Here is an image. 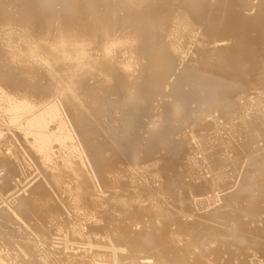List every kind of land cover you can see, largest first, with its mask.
I'll return each mask as SVG.
<instances>
[{
  "label": "bare ground",
  "instance_id": "6f19581e",
  "mask_svg": "<svg viewBox=\"0 0 264 264\" xmlns=\"http://www.w3.org/2000/svg\"><path fill=\"white\" fill-rule=\"evenodd\" d=\"M153 1L0 0V198L4 200L13 190L17 178L23 176L24 181H19L29 185L24 177L32 168L29 163L35 165L29 172L37 170L39 178L29 196L15 198L14 192L11 206L7 196L2 202L9 208H1L0 199V264H189L179 252L184 246L189 249L187 256L193 255L190 264H216L220 254L216 257L210 252L219 237L231 240L232 245L239 239L252 240L247 235L250 231L243 236L247 231L240 230L246 223L241 221L243 215L237 213L235 218L232 210L229 215V208L236 195L237 201L241 197L246 201V213L258 197L264 201V184H254L264 178V161L256 163L262 166L255 168L258 174L246 172L245 180L239 168L243 159L253 158L250 152L258 147H253L254 139L264 135V113L258 116L244 110L239 114L248 121L243 133L250 137L249 124L255 128L251 146L244 143L239 130L224 134L218 126L239 104L229 98L230 93L238 85L256 88L260 84L254 76L258 64L264 71V61L248 62L241 47L257 23L243 11L250 0H221L220 13L210 11L209 0ZM118 10L123 13L120 18H116ZM195 16H200L196 24L204 26V37L196 36L200 27L195 25ZM214 33L235 37L236 43L210 45ZM186 54L190 56L187 61ZM235 57L238 62L241 59V66L250 68L247 76L238 74L237 68L230 69ZM167 87L169 97L178 104L162 94L161 89ZM144 101H150V106L137 110L140 106L134 103ZM216 106L229 113L221 114L226 117L223 122L216 117L219 123H213L219 135L200 138L195 134L193 142L174 139L175 125L184 122L181 118L199 120L206 116L201 117V112ZM256 120L261 125L254 124ZM131 121L137 124L129 130ZM9 135L18 139V145ZM249 167L253 168L251 163ZM152 171L154 180L145 182ZM32 175L29 177L35 181L37 177ZM239 176L240 187L234 183ZM126 178L128 182L123 180ZM234 184L239 187L235 191ZM27 185L22 187L27 189ZM226 190L229 193L221 195ZM216 196L223 201L218 208L208 211L205 206V215L189 220L194 206L202 207L205 200ZM211 204L215 206L213 201ZM62 209L67 217H61L65 214ZM19 220L29 229H19ZM256 220L264 222L261 217ZM220 224L223 229L217 227ZM48 229H63L61 234L56 230L61 247L50 243L57 233L51 238L54 232ZM129 229L138 230L132 233ZM139 229L145 230L140 234ZM201 229L209 232L199 237L191 233ZM168 242L169 256L165 250ZM181 242L185 243L179 247ZM260 247L255 248L258 253ZM123 250L125 254H121ZM145 253L152 263H141Z\"/></svg>",
  "mask_w": 264,
  "mask_h": 264
},
{
  "label": "rangeland",
  "instance_id": "374dc122",
  "mask_svg": "<svg viewBox=\"0 0 264 264\" xmlns=\"http://www.w3.org/2000/svg\"><path fill=\"white\" fill-rule=\"evenodd\" d=\"M155 1V0H154ZM154 1H153V3H154ZM219 1V2H218ZM220 1L221 0H209L208 1V4H207V6H208V8L210 9V11L211 12H213V13H218L219 11L221 12V9H219L218 7L220 6ZM155 2H157V1H155ZM218 2V4L217 5H213V4H215V3H217ZM210 3V4H209ZM251 4V5H250ZM211 5H213L212 7H211ZM246 9H243V11H244V13H246L247 15H250V16H253V18H255V21H257V23H256V26L254 27V29L251 31V36L244 42V41H242L243 42V44L241 45V47H243L246 51H244V54L245 55H243V54H241V55H243V57L245 58V59H247V61L248 62H250V63H254L255 61H257V60H259V62L261 61V60H263L264 61V0H250L249 1V3L247 2V7H245ZM214 9V10H213ZM217 10V11H216ZM119 11V10H118ZM120 12V11H119ZM119 12H117V15H116V18H120V17H122V15H123V13H121L120 12V14H119ZM219 12V13H220ZM122 14V15H121ZM120 16V17H119ZM199 18H200V16H195V25H197V24H199V25H197L198 26V28L199 29H197V35L196 36H200V35H202L203 37L206 35L205 33H206V31H205V28H204V26H202L200 23H197L196 24V22L197 21H199L200 22V20H199ZM197 20V21H196ZM202 27V28H201ZM200 32H201V34H200ZM199 34V35H198ZM217 36H218V38H217ZM223 36V37H222ZM226 36V37H225ZM211 44L210 45H212L213 43H214V45H216V46H226V47H229L230 45H232L234 42L236 43V39H235V37H232V36H228L227 34L225 35V34H220L219 35V33H214V34H212L211 36ZM214 37V38H213ZM225 37V38H224ZM228 38V39H227ZM223 39H225V40H223ZM227 40V41H226ZM229 40H232L231 42L229 41ZM222 41V42H221ZM225 42V43H224ZM216 43V44H215ZM218 43H220V44H218ZM222 43V44H221ZM230 43V44H229ZM191 47L193 46L194 47V44L192 45H190ZM192 47V48H193ZM224 47L222 48V49H224ZM252 51V52H251ZM148 52H150V51H147L146 53H148ZM246 52V53H245ZM188 54H190V53H188ZM247 54V55H246ZM191 55V54H190ZM186 56H187V54H186ZM185 56V57H186ZM247 56V57H246ZM188 58V59H187ZM189 58H190V56H187L186 58H185V60L187 61V60H189ZM243 58V59H244ZM138 60V59H137ZM238 60H239V62L237 61V59H236V57L234 58V59H232V61L233 62H231V66H229L230 67V69L231 70H234V69H232V67L233 68H237V73L238 74H240L241 76L244 74V75H248V73H249V71H250V68H248V67H243V66H241V64H240V58H238ZM238 62V63H237ZM240 64V65H239ZM248 65V64H247ZM250 65V64H249ZM248 65V66H249ZM235 66V67H234ZM243 70H242V69ZM262 68H263V66H261V65H259L258 64V66L256 67V69H255V74H254V76L257 78V79H260V84H259V86H256V88L254 87V86H240V85H238L231 93H230V95H229V98L230 99H232V100H238V102H239V104L237 105V107H236V105L232 108V110H231V112H229L230 113V115H228L229 113H227V111L225 112V111H221L220 112V109L218 108V106H216V107H210V108H208V110H206V112L205 111H203V112H201L202 113V115H201V117L203 116L204 117V115H206L204 118H201V119H199V120H194V119H192V118H190V117H188V118H190L189 120H188V118L187 117H185L186 119H187V121H186V119L184 118H181L182 120H184V122H180L179 120H178V122H176V124L177 123H179V124H177V125H175V135L173 136L174 137V139L175 140H179V139H189V141H191V142H193V139H191V137L192 136H194L195 134H199V135H201L200 136V138H203L204 136V138H206V137H210L211 135H214V134H218V133H220L219 131H217V130H214V125H213V123H216L217 125H218V123H219V121H218V123H217V118H219L218 120H220V122H223V120L226 118V117H224V116H222L221 114H225V116H226V114L228 115L227 117H228V119L226 118L225 120H224V122L223 123H220V125H218L219 126V129H221V132H225L224 134H228L230 131H236V130H239V133H238V135L239 134H243V139H244V143H246V145H247V142H248V145L247 146H251L252 145V139H253V137H254V132L253 131H255V128H254V126H253V124L251 123V124H249V128H248V130H253L252 132H251V135H250V137L247 135V133H243L242 132V128H244L243 127V125L245 124L246 125V122L248 123V121L247 120H241V116L239 115V114H242V112H244V110H247V112H249V113H251L252 115H255V113H256V115H258V116H262L263 115V113H264V79H263V77H264V71L262 70ZM241 72V73H240ZM260 72V73H259ZM263 73V74H262ZM259 75H260V77H259ZM259 77V78H258ZM230 78H233V77H230ZM240 78V77H239ZM239 87H241V88H243V89H241L242 90V92H243V90H244V92L242 93L241 91L239 92ZM244 87H245V89H244ZM260 88V90H259V88ZM247 88V89H246ZM167 89V90H166ZM164 88V89H161V91H162V94L168 99L169 98V100H170V102L172 103L173 101L176 103V98H172V97H169V92H171L170 91V87H167V88ZM237 89V90H236ZM257 91H255V90ZM249 90V91H248ZM253 91V92H252ZM165 92H167V93H165ZM236 92V93H235ZM246 92V93H245ZM249 92V93H248ZM256 93V94H255ZM260 93H261V95H260ZM236 94H237V96H236ZM244 94H248L247 96H245ZM168 95V96H167ZM241 95V96H240ZM243 95V96H242ZM251 95V96H250ZM240 97V99H239V97ZM253 96V97H252ZM258 96V97H257ZM234 99H233V98ZM238 97V98H237ZM248 97H250V98H248ZM246 98V99H245ZM254 99L255 101H257V106H256V103H255V101H251L252 99ZM244 99H245V101H244ZM257 99V100H256ZM234 100V101H235ZM237 100L235 101V102H237ZM248 100H249V102H248ZM241 101H243V102H241ZM250 101L252 102V103H250ZM145 103H141V102H137L136 104L137 105H135V103H134V106H140L139 108H137V110L138 109H142V107H144V108H147L148 106H150V101H148V102H146V101H144ZM245 102L246 103H248V104H245ZM254 102V103H253ZM140 103V104H139ZM174 103V106H176V104H178V103H176L175 104ZM241 104H242V106H241ZM248 105V106H247ZM249 107V108H247V107ZM256 106V107H255ZM241 107V108H240ZM246 107V108H245ZM212 108H213V110H212ZM240 108V109H239ZM243 108V109H242ZM211 109V110H210ZM217 109V110H216ZM239 111H237V110ZM249 109V110H248ZM236 110V111H235ZM254 110V111H253ZM214 111H215V113H214ZM217 112L220 114H217ZM225 112V113H224ZM232 112L234 113L233 115L234 116H232L231 114H232ZM262 113V114H258V113ZM238 113V115H236ZM210 114H212L211 116H215L214 118L213 117H211L210 116ZM214 114H216V115H214ZM208 115V116H207ZM218 115V116H217ZM223 118H222V117ZM240 116V117H239ZM208 117V118H207ZM217 117V118H216ZM235 117H237V118H235ZM210 118H212V119H210ZM216 118V119H215ZM241 120H239V119ZM180 119V120H181ZM212 120L211 121V123H210V125L208 124L209 123V121L210 120ZM236 119V120H235ZM262 119V118H261ZM260 119V120H261ZM202 120V121H201ZM209 120V121H208ZM231 120H235L233 123H232V121ZM237 120H239V121H237ZM260 120H256L255 122H254V124H258L257 126H259V125H261V122H260ZM203 121H204V123H206V124H208V126H211V127H206L205 126V124H203ZM213 121H215V122H213ZM227 121V122H226ZM242 121H244L245 123H243ZM195 122V123H194ZM196 122H198V123H196ZM208 122V123H207ZM229 122V123H228ZM238 122V123H237ZM242 122V123H241ZM131 123V124H130ZM133 123V124H132ZM136 122L135 121H131V122H129L127 125V128L129 129V130H131V128H133L134 126H136V124H135ZM182 123V124H181ZM201 125H200V124ZM232 123V124H231ZM236 123V124H235ZM241 123V124H240ZM129 124H130V126H129ZM223 124V126H221ZM227 124H228V126H227ZM238 124L239 125H241L240 127L238 126ZM196 125V126H195ZM204 125V127H202ZM216 125V126H217ZM229 125H230V127H229ZM193 126H194V128L196 127V129H192L193 128ZM217 126V127H218ZM226 126V127H225ZM185 127V128H184ZM191 127V128H190ZM225 127V128H224ZM228 127H229V129H231V130H229L228 129ZM231 127H233V129H235V130H233ZM188 129V131H186L187 129ZM201 128V129H200ZM186 129V130H185ZM191 129H192V132H191ZM197 129H198V131H197ZM207 129V130H206ZM224 129V130H223ZM195 130V132H193ZM227 130V131H226ZM176 131H178V132H176ZM184 131H186L187 132V135L186 134H184ZM196 131H197V133H196ZM207 131H209V132H207ZM189 132H191V133H189ZM202 132V133H201ZM9 134V133H8ZM179 136H178V135ZM190 134V135H189ZM191 134H193V135H191ZM245 134V135H244ZM177 135V136H176ZM219 135V134H218ZM237 135V136H238ZM247 135V136H246ZM176 136V137H175ZM246 136V137H245ZM11 136L9 135V138H10ZM262 138V140L260 141V139ZM15 138V136L13 137V139L12 138H10L11 139V141L13 142V143H16V141H17V144L16 145H18V139H14ZM249 139H251L252 141H250ZM256 142H254L255 144L253 145V147L255 146V145H258V147H259V149H258V147L257 146H255V147H257V149L255 148V150L252 148V152H250L253 156H251V157H253V158H250V157H246V160H244L243 159V167H241L242 166V164L240 165V167L239 168H241V174H243V177H244V179L243 180H245V178L246 177H248V176H246L247 175V173L246 172H248V174H249V172H252V174H253V172H255V175H257L258 173H257V171L259 170V169H262V166L264 167V162L262 163V160L264 161V156H262V158L261 157H259V156H261V155H263L264 154V151H263V149H264V144H262V143H264V135H261V136H259L258 137V139L256 138V139H254ZM258 141H259V143H258ZM190 142V143H191ZM251 142V144L249 145V143ZM260 142H261V144H260ZM180 143V142H179ZM178 143V144H179ZM182 145V146H181ZM260 145V146H259ZM261 145L263 146V147H261ZM184 146V144H182V143H180V147H183ZM231 146V145H230ZM230 146L228 147V148H230ZM231 147H233V146H231ZM262 148V149H261ZM263 151V152H261V150ZM250 150H251V147H250ZM194 152V147L193 148H191L190 149V152ZM255 151H256V153H255ZM261 153V155H259ZM263 153V154H262ZM161 154H163V151H161L160 152V156H161ZM256 154L258 155V156H256ZM197 155H199V154H197ZM27 156V155H26ZM27 158H29V156L27 157ZM248 158V159H247ZM256 158H259L258 159V161H257V159ZM261 158V159H260ZM254 159H256L255 160V162H253L254 161ZM248 160H253L252 162L254 163V165H256V163L258 162V163H262L261 165L262 166H260V164H259V166H254L253 165V163L252 162H249V164L251 163V166H253V168L252 167H249V164L247 163V162H245V161H248ZM205 161V160H204ZM246 163L248 164V168H247V166H246ZM257 163V164H258ZM32 164V165H31ZM29 163V168H31L30 166H32V168H33V162L32 163ZM245 164V165H244ZM35 166V165H34ZM257 167V168H256ZM28 169V175L30 176V175H32V174H35V176L34 177H37V178H35L36 180L35 181H33V177H29V176H27V174L24 176V177H26V179L28 180V184L29 185H27V181L25 180V182L24 183H22L23 181H24V178L22 179V177L21 178H17L18 180H16V183H15V185L13 186L14 188H12L13 190H10L9 192H8V194L10 193V194H12L13 195V193H14V195H17V196H15V198H17V197H19L20 195L21 196H29V194H31V192H32V190L31 189H33V188H31V187H34V184L37 182V180L39 179L38 178V176H36V175H38V171L37 170H35L34 172L35 173H31V172H29V170L31 171V170H34L35 168H33V169ZM251 168V169H250ZM258 169V170H256V169ZM247 169V170H246ZM249 169H250V171H249ZM254 169H255V171H254ZM251 170H253V171H251ZM264 172V171H263ZM37 173V174H36ZM231 173V172H230ZM233 173V172H232ZM231 173V174H232ZM150 174V175H149ZM154 174H156L155 173V171H152V172H150V173H148L147 174V176H146V174H145V178L146 179H144V181L145 180H147L148 178V180L147 181H145V182H151V181H153L154 180V178H153V176H154ZM260 174V173H259ZM262 174V173H261ZM260 174V175H261ZM153 175V176H152ZM264 175V174H263ZM33 176V175H32ZM152 176V177H151ZM252 176H254V175H252ZM144 177H142V178H144ZM264 177V176H263ZM33 178V179H32ZM153 178V179H152ZM260 178V176L258 177V179ZM19 179H22L21 181H19ZM241 179H242V176H239V179H237L234 183H236L237 185H239V187H240V184H241ZM261 179V178H260ZM264 179V178H263ZM263 179H262V181L260 180L259 182L258 181H255V185L256 184H258L259 185V183L260 184H264V182H263ZM125 182H128V179L126 178V179H123ZM252 181H254V180H251L250 182H251V184L253 183ZM22 183L23 185H20V184H18V183ZM258 182V183H257ZM238 183H240V184H238ZM236 184H234V188L232 187V190L233 191H235L236 190V187H238V186H236ZM251 184H250V186H251ZM16 185H20V188L18 187V186H16ZM24 185L26 186L27 185V187L31 190H29L27 187H25V188H27V189H24L23 187H24ZM23 186V187H22ZM236 186V187H235ZM252 186H254L253 184H252ZM231 187L230 188H228V190L230 191V192H233V191H231L230 189H231ZM238 187V188H239ZM16 188H18L19 189V191L16 193ZM237 188V189H238ZM16 191H15V190ZM235 189V190H234ZM21 190V191H20ZM24 190H26V191H24ZM28 190V191H27ZM19 192H20V194H19ZM23 192H24V195H23ZM27 192H29V193H27ZM27 193V194H26ZM55 194H56V192H54ZM53 193V194H54ZM223 193L225 194V193H229V192H227V190L225 191V192H222V194L221 195H223ZM7 194V196L9 197V199H10V201H9V199H8V197L7 196H5L4 195V200H6V198L8 199V200H6V202H9L8 203V205L9 206H11V204H12V202H13V200L15 199L14 198V195H13V198H12V195H8ZM26 194V195H25ZM55 194L54 195H52L53 196V198H55V199H57L58 198V196L57 197H54L55 196ZM56 195H58V194H56ZM219 195H220V193H219ZM236 196H238V195H236ZM236 196H235V198H233L232 200H234L232 203V206L229 208L230 209V211H229V215H230V213H231V210H232V216L233 217H235L236 215L235 214H237L238 213V215L240 214V216H242L243 215V217H242V219H241V221L243 220L244 221V223L245 224H241V226H240V230H242L243 232H246V233H244L243 234V236H245L249 231H250V234H247V235H249V237L250 238H252V240H249V242L247 243V242H243L242 240L240 241V239L239 240H237L235 243V245H232V242H231V240L230 241H227L228 239L227 238H225L224 239V237H223V239H220V237L213 243V245H212V249H211V252H210V254H212V255H216V257L218 256V254H220L221 255V258H220V255H219V258L217 259L218 261H220V259H221V262H218L217 261V263L216 264H224V263H229V264H258L259 262V264H261V263H263L262 262V260L260 261V259L263 257L264 258V256H262V255H264V234H260V232L262 233H264V222H262L263 220H259V221H261V222H259V221H257L256 219H258V218H264V209L262 210L261 208L262 207H264V201H262V202H260V199L261 198H259L258 197V199H257V202H256V204L254 205V206H252V208H249L248 209V214H249V217L247 216V213H246V211L244 212L243 210H246V208H245V202L246 201H244L243 199H242V201L240 200L241 198H239V197H237V199L239 198V200L237 201L236 200ZM239 196H242V194L241 195H239ZM244 196V195H243ZM192 197V196H191ZM204 198H206V196H203ZM202 196L200 197V198H203ZM245 197V196H244ZM197 198H199V197H197ZM262 198H263V196H262ZM1 199V203H4L5 201L4 200H2V198H0ZM54 199V200H55ZM214 202V205L216 206H213L212 204H211V202L212 201ZM259 200V201H258ZM262 200H264V198L262 199ZM2 201H4V202H2ZM56 201H58L57 203L59 204V199L58 200H56ZM193 201V200H192ZM215 201H216V204H215ZM10 202H11V204H10ZM241 202V203H240ZM243 202V203H242ZM1 203H0V205H1ZM220 203V204H219ZM223 203V201L222 200H218V198H217V196L216 197H214V198H212V199H210L209 198V200H205V202H204V205L202 206V207H193V210L191 211V216H190V219L189 220H192V219H194V217H198V215L200 216V215H205V213L206 212H208V211H211V210H214L215 208H218L221 204ZM192 204V203H191ZM6 205H7V203H4V204H2V206H1V208H4V207H6ZM7 205V207L9 208V206ZM191 206V205H190ZM205 206H206V209H210V210H206L205 209ZM6 207V208H7ZM171 207V206H170ZM242 207H244L245 209H243ZM256 207H258V208H256ZM260 207V208H259ZM257 209H258V211L260 212V211H262V212H260V214H258L259 212H257ZM206 210V211H205ZM242 210V213L240 212ZM250 210H252L251 212H250ZM197 211V212H196ZM201 211V213L199 214V212ZM203 211V212H202ZM234 211V212H233ZM256 211V212H255ZM62 212H64L65 214L67 213V212H65V210H63L62 209ZM255 212V215L253 214ZM261 213H262V215H261ZM65 214H62L61 215V217H67L68 215L66 214V216H63V215H65ZM260 215V217L258 216V215ZM144 215V214H143ZM235 215V216H234ZM254 215V216H253ZM257 215V217L258 218H256L255 216ZM253 217V219L255 218V220H253V219H251V220H249L250 219V217ZM179 218H181V219H183V220H185L184 219V215H180V216H178ZM229 218H231V219H235V218H233V217H230V216H228ZM251 217V218H252ZM192 218V219H191ZM19 221H21V220H19ZM250 221H251V223H250ZM253 221H256V222H254L253 223ZM20 223V222H19ZM21 223H22V225L20 224H18V225H16V226H18L19 227V229H24V227H25V225L27 226V224H26V222H24L23 220L21 221ZM32 222H30L28 225H30ZM214 223V222H213ZM213 223H210V225H213ZM254 225H253V224ZM255 223H258V224H255ZM259 223H261L262 225L260 226L259 225ZM25 224V225H24ZM257 225H258V227H257ZM22 226H23V228H22ZM219 226V227H218ZM217 227L218 228H220V227H222L221 226V224L220 225H217ZM25 228H28V227H25ZM224 228V225H223V227L221 228V229H223ZM258 229V230H255V229ZM29 229V228H28ZM28 229H26V230H28ZM204 229V228H203ZM203 229H201L200 231L198 230V231H195V230H191V233L192 234H196V236L197 237H199V236H201V235H203L205 232H207L208 231V229H205V230H203ZM49 230V232H50V230L51 229H48ZM56 230L57 229H52L51 231H53L52 233L53 234H50V236L52 235H54L55 233H57L56 232ZM59 230H62L63 231V229H58L57 231H58V233H60L61 231H59ZM132 229H129V231H131ZM136 231L138 230V229H135ZM134 230V231H135ZM145 229H139V231H141L140 232V234L144 231ZM169 230H171V229H169ZM173 230V229H172ZM176 230V232H178V233H182V234H184L185 233V231H184V229H175ZM219 230V229H218ZM245 230V231H244ZM255 231L254 232V236H256L255 238L258 240L259 238V241L260 242H258L254 237H253V234L251 233V231ZM133 231V230H132ZM131 231V232H132ZM132 232V233H135V232ZM174 231V230H173ZM209 232V231H208ZM207 232V233H208ZM222 232V231H221ZM256 232L257 233H259V234H256ZM56 234L55 236H53V237H51V238H54L53 240L55 241L54 243H53V240H51V238H49V241H50V243L52 244V245H55L56 247H61L60 246V244L62 245V240H61V236H60V234ZM139 233V232H138ZM241 233V232H240ZM137 234V233H136ZM140 234H138V235H140ZM168 234V233H167ZM179 234V235H180ZM188 234V233H187ZM135 235V234H134ZM137 235V236H138ZM246 235V236H247ZM262 235V236H261ZM185 236V235H184ZM180 237V236H179ZM188 237H189V235H187V236H185V238L186 239H188ZM259 237V238H258ZM57 238H58V240L60 239L61 241H59L60 242V244L59 243H57L58 242V240H57ZM181 238V237H180ZM249 238V239H250ZM227 239V240H226ZM255 239V241H253ZM57 240V241H56ZM222 241H225V242H222ZM226 241L227 242H229V243H231V247H229L228 246V244L229 243H227L226 244V246H225V243H226ZM217 242V243H216ZM243 242V243H242ZM55 243H57L58 244V246H57V244H55ZM185 243V242H184ZM183 242H181V243H177L178 244V246L180 247L182 244H184ZM239 243V244H238ZM245 243V244H244ZM262 243V244H261ZM177 244H174L175 245V247L177 248L178 246H177ZM223 244V245H222ZM234 244V243H233ZM247 244V245H246ZM215 245V246H214ZM222 245V246H221ZM252 245V246H251ZM258 245V246H257ZM262 246V247H260V246ZM217 246V247H216ZM218 246H219V248H218ZM258 248H257V247ZM171 248V244L168 242V243H166L165 244V250H166V254L169 256L170 255V253L168 254V252H171V249H168V248ZM185 247V246H184ZM184 247H181L180 249H179V252H180V254H181V256L182 257H185V255H186V257H188L187 255V252L189 251V249L188 248H184ZM259 247L260 248H262L260 251L261 252H259L261 255H260V257L258 258V256H259V253L257 252V250L256 249H258L259 250ZM215 248V249H214ZM256 248V249H255ZM137 250H140V254H142V251H141V249H138V247L136 248ZM214 249V250H213ZM255 250V251H252V250ZM170 250V251H169ZM215 250H217V251H215ZM214 251V252H213ZM222 251H223V253H222ZM122 253L121 254H125V250H123V251H121ZM135 252V251H134ZM138 252V254L137 255H140L139 254V251H137ZM137 252H135V254L137 253ZM186 253V254H184V256H183V253ZM256 254H255V253ZM222 254L223 255H225V256H222ZM143 255H144V253H143ZM146 255H147V257L149 258V259H151V260H149L147 257H146ZM140 256H142V255H140ZM140 256L138 257V259L140 258ZM191 256H193L192 254H191ZM190 255H189V257L188 258H184V259H186L185 261H187V262H189V264L191 263V262H194L193 261V259H192V257H191ZM254 256H257L256 258L254 257ZM181 257V258H182ZM222 257L224 258V259H226L225 261L222 259ZM143 258V257H142ZM145 258V259H144ZM143 259H141L140 261H141V263L143 262V263H146V262H150V263H152L153 262V259L147 254V253H145V257H144ZM191 258V260H189ZM193 258H195V257H193ZM255 258V259H254ZM262 258V259H263ZM256 259H258V260H256ZM123 261L124 260H122V263H123ZM139 261V262H140ZM203 260H201L200 262H202ZM223 261V262H222ZM206 262V263H205ZM255 262V263H254ZM125 263V262H124ZM98 264H101V263H98ZM202 264V263H201ZM203 264H210V261L208 262V261H204L203 262Z\"/></svg>",
  "mask_w": 264,
  "mask_h": 264
}]
</instances>
